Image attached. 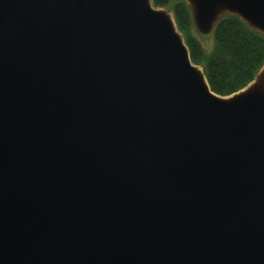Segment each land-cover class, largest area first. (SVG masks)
<instances>
[{
    "label": "water",
    "instance_id": "water-1",
    "mask_svg": "<svg viewBox=\"0 0 264 264\" xmlns=\"http://www.w3.org/2000/svg\"><path fill=\"white\" fill-rule=\"evenodd\" d=\"M0 264H264V61L223 95L152 0H0Z\"/></svg>",
    "mask_w": 264,
    "mask_h": 264
},
{
    "label": "trees",
    "instance_id": "trees-1",
    "mask_svg": "<svg viewBox=\"0 0 264 264\" xmlns=\"http://www.w3.org/2000/svg\"><path fill=\"white\" fill-rule=\"evenodd\" d=\"M168 7L188 45L191 60L199 64L210 88L229 94L250 81L264 61V34L252 28L236 13H221L213 24L210 45L199 38L185 0H152Z\"/></svg>",
    "mask_w": 264,
    "mask_h": 264
},
{
    "label": "rangeland",
    "instance_id": "rangeland-1",
    "mask_svg": "<svg viewBox=\"0 0 264 264\" xmlns=\"http://www.w3.org/2000/svg\"><path fill=\"white\" fill-rule=\"evenodd\" d=\"M168 9H170V5L167 7ZM171 10V9H170ZM199 38L201 39V41L203 42L204 45H210L211 43V33H207L205 35H202L201 33L198 34Z\"/></svg>",
    "mask_w": 264,
    "mask_h": 264
}]
</instances>
